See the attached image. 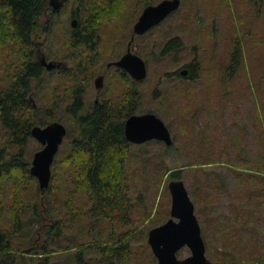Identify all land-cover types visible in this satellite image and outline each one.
<instances>
[{"label":"rangeland","instance_id":"obj_1","mask_svg":"<svg viewBox=\"0 0 264 264\" xmlns=\"http://www.w3.org/2000/svg\"><path fill=\"white\" fill-rule=\"evenodd\" d=\"M78 1L65 3L48 26H43L47 18L42 19L32 40V49L35 55L40 51V59L62 63L58 69L62 73L44 74L42 83H35L31 96L43 111L55 113L56 119L48 120L49 124L59 121L68 130L57 155L65 157L80 135L78 126L68 122L65 109L69 104V88H76L67 75L80 78L79 87L88 112L95 107L97 99L116 105L130 90H136L140 101L134 114H157L170 129L173 144L150 141L132 145L126 167L132 207L129 225L122 228L91 212L92 204L86 194L75 193L67 180L70 172L57 168L54 173L52 166L53 191L51 194L41 191L35 201L32 198L28 212L22 216L23 230L13 237L14 247L28 252L14 255L15 264H39L44 255H35L34 251L43 246L54 251L49 264H76L75 257L81 249L85 250L86 264H100L101 254L93 242H107L112 232L120 236L133 229L138 231L130 243L132 256L125 264H158L148 236L152 229L171 218L168 185L177 180L169 177L175 170H182L180 180L194 202L207 257L213 264H224L222 259L230 255L243 260L242 264H252L255 257L264 253V182L249 177L260 172L264 176V30L261 28L247 40L243 39L242 32L247 28L245 18L240 15V2L247 8L248 0H181L179 10L136 38L132 50L146 62L148 77L136 83L127 75L126 84L120 79L122 71L109 64L126 53L143 8L137 13V4L131 1L121 19L102 21L99 43L94 50L73 49L71 15L79 11ZM253 1L255 11L264 18V0ZM173 36L181 37L183 48L160 57L164 44ZM240 39L245 47L243 65L227 83L226 69ZM2 59L0 55V75ZM194 59H199L202 65L201 77L196 82L180 75ZM89 74L91 79L85 82ZM102 75L104 88L98 90L95 80ZM57 77H63L64 84L58 83ZM65 83L70 85L64 86ZM3 87L4 81L0 80V89ZM189 91L188 98L185 94ZM42 149L37 140L30 142L25 158L31 166L34 155ZM36 181L38 187L37 178ZM28 198L27 194L23 199ZM0 200L6 207L0 216V227L9 229L7 211L13 207L10 188ZM69 201L73 207L68 205ZM35 202L40 218L31 209ZM55 222L61 235L49 237L48 227ZM32 244L35 249L29 250ZM190 255L188 247L178 252L180 259Z\"/></svg>","mask_w":264,"mask_h":264},{"label":"trees","instance_id":"obj_2","mask_svg":"<svg viewBox=\"0 0 264 264\" xmlns=\"http://www.w3.org/2000/svg\"><path fill=\"white\" fill-rule=\"evenodd\" d=\"M131 1L137 4V13L140 8L144 10L147 6L158 2V0L78 1L80 8L73 13V16H76L80 22L79 28L72 31L71 47L94 50L99 43L102 21L111 22L121 19V14ZM75 3L77 4V1ZM84 5L85 7L82 8ZM244 6L245 3L241 1L240 15L245 18L247 28L246 31L242 30V37L247 40L253 32L256 33L261 28L262 31L264 30V18L255 11L253 0H248L247 8ZM55 14L50 0H0V55L3 58L0 80L4 81V87L0 89V141L3 143L0 144V198L6 195L8 188L13 198V207L7 211L11 226L9 229L0 227V264H15L14 255L28 253L18 251L13 245V237L24 227L22 216L28 212L32 202L41 192L39 186H36V178L31 174V163L25 158L26 151L30 142L35 140L31 135L32 129L35 126L44 127L49 124L48 120L56 117L53 110L43 111L36 102L31 100V96L35 91V83H42L44 74L53 76L62 73L58 69V72L48 71L37 60L38 56L32 49V40L34 33L40 29L42 19L54 18ZM243 39L237 40L231 55L226 69L227 83L236 76L243 65L245 53ZM255 45L256 42L253 46ZM183 46L181 37L173 36L164 44L160 57L180 51ZM187 68L190 69L187 77L193 82L198 81L201 77V61L194 59ZM121 74L120 79L126 84L128 74ZM67 76L69 78L64 77L69 80L72 78L76 88H69V104L65 109L69 117L68 122L78 126L80 135L71 144L70 152L64 155L66 158L61 157L60 154L56 156L53 171L55 173L57 168H61L65 172H70L67 180L73 185L75 193L86 194L87 201L92 204L91 212L110 220V224L117 227H127L132 206L129 203L130 197L126 185V167L132 144L125 137L124 123L137 109L140 96L136 90H130L125 94L122 102L116 105L112 101L103 102V105H95L92 111L88 112L85 110L83 91L79 87L80 78L74 75ZM85 77V82H89L90 74ZM57 78L58 83L64 84L63 77ZM66 85L68 84L65 83L64 86ZM190 92L185 96L189 98ZM160 96L157 97L160 98ZM166 101L168 102V98ZM181 171H172L169 177L180 180ZM261 173L249 174V177L253 176L264 182V176L260 175ZM52 191L53 187L50 185L45 192L51 194ZM27 194L29 198L24 201L23 198ZM25 203H28V206H25ZM68 205L73 207L72 201H69ZM31 209L35 217H38V203L35 202ZM5 210L6 207H3V202L0 200V216ZM136 231L138 229L129 230L120 236L112 232L109 241L103 243L94 241L101 254L99 263H128L132 256L130 243L136 237ZM47 235L56 238L61 235L58 222L48 227ZM33 249H35L34 244L29 250ZM84 251L81 249L75 257L76 264H86L83 259ZM53 252L43 246L41 250L34 251V254L44 255L42 257L44 259L40 260L39 264H49V256ZM222 261L224 264H242L243 260L235 259L230 255ZM252 264H264V253L255 257Z\"/></svg>","mask_w":264,"mask_h":264},{"label":"water","instance_id":"obj_3","mask_svg":"<svg viewBox=\"0 0 264 264\" xmlns=\"http://www.w3.org/2000/svg\"><path fill=\"white\" fill-rule=\"evenodd\" d=\"M181 3V0H163L144 8L134 26L126 54L110 65L122 69L136 82L145 81L148 77V67L144 59L132 51L133 43L137 37L144 36L179 10ZM52 4L54 11L60 10L58 0H52ZM77 23L76 19L72 21L74 27ZM40 62L48 71L57 70L62 66V63L48 62L45 58H41ZM188 73L189 71L184 69L180 75L185 77ZM103 86L104 77L101 76L96 80V88ZM124 124L125 137L132 145H142L150 141H160L167 146L173 144L170 129L155 113L133 114ZM31 135L43 146V149L34 155L31 174L38 179L40 190L45 192L50 186L52 166L68 130L64 124L53 122L44 127L35 126ZM168 189L172 198L171 218L152 229L148 236V244L158 264H213L206 255V245L195 214V205L184 181L173 180ZM184 247L190 249L191 255L180 259L178 252Z\"/></svg>","mask_w":264,"mask_h":264},{"label":"flooded vegetation","instance_id":"obj_4","mask_svg":"<svg viewBox=\"0 0 264 264\" xmlns=\"http://www.w3.org/2000/svg\"><path fill=\"white\" fill-rule=\"evenodd\" d=\"M58 1H59V3H60V9H61V7H62L65 3H68L69 0H58ZM50 4H51V6H52V9H53V12H54V13L57 14V13L60 12V10L54 11V5L52 4V0H50ZM142 12H143V11H142ZM142 12H141V14H142ZM73 13H74V11L72 12V15H71V16H72V19H71V34H72V31H75V30H77V29L79 28V22H80L76 16H73ZM56 14H55V15H56ZM141 14L139 15V17L141 16ZM139 17H138L137 21L139 20ZM74 19H76V20L78 21V23H77V25H76L75 27L72 25V21H73ZM167 19H168V18H167ZM52 20H53V18H47V26H48L49 22L52 21ZM137 21H136V23H137ZM136 23H135V24H136ZM162 23H163V22H162ZM162 23H161V24H162ZM135 24H134V26H135ZM133 30H134V27H133ZM132 35H133V34H132ZM131 37H132V36H131ZM137 38H138V37H137ZM130 39H131V38H130ZM135 40H136V39H135ZM129 42H130V41H129ZM128 44H129V43H128ZM133 44H134V43H133ZM132 47H133V46H132ZM127 48H128V45H127ZM132 51H133V50H132ZM126 52H127V51H126ZM133 52H134V51H133ZM134 53H135V52H134ZM125 54H126V53H125ZM37 56H38V58L40 59V57H41V53H40V51L37 52ZM39 61H40V60H39ZM117 61H118V60H117ZM112 63H114V62H112ZM110 64H111V63H110ZM110 64H109L110 67H116V66H114L113 64H112V65H110ZM117 68H118V67H117ZM118 69H120V68H118ZM120 70L122 71V73H126V72L123 71L122 69H120ZM187 70L190 71L189 68H187ZM126 74H128V73H126ZM128 75H129V74H128ZM129 76H130V75H129ZM99 77H101V76H99ZM99 77H98V78H99ZM102 77H104V84H105V76L102 75ZM98 78H97V79H98ZM97 79H96V80H97ZM131 79H132V78H131ZM96 80H95V87H96ZM132 80H133V79H132ZM133 81L136 82L135 80H133ZM136 83H139V82H136ZM103 88H104V86H103ZM96 89L99 90V89H102V88H96ZM103 104H104L103 102H99L98 99H97V100L95 101V103H94V106H95V105H100V106H101V105H103ZM131 114L133 115L134 112H132ZM127 119H128V118H127ZM127 119H126V120H127Z\"/></svg>","mask_w":264,"mask_h":264}]
</instances>
